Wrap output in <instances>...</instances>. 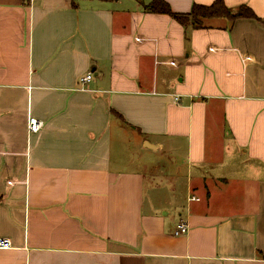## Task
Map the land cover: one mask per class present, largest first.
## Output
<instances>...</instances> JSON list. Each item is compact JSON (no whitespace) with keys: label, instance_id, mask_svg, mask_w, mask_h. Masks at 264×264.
<instances>
[{"label":"crops","instance_id":"obj_1","mask_svg":"<svg viewBox=\"0 0 264 264\" xmlns=\"http://www.w3.org/2000/svg\"><path fill=\"white\" fill-rule=\"evenodd\" d=\"M150 1L0 0V264H264V0Z\"/></svg>","mask_w":264,"mask_h":264},{"label":"trees","instance_id":"obj_2","mask_svg":"<svg viewBox=\"0 0 264 264\" xmlns=\"http://www.w3.org/2000/svg\"><path fill=\"white\" fill-rule=\"evenodd\" d=\"M145 9L152 13L168 14L184 26L192 24L197 28L203 27L206 20L213 18H225L232 25L239 18L260 20L259 16L247 4H241L236 9H232L224 0H215L209 5L194 3L191 11L187 13L173 11L165 0H151L145 4Z\"/></svg>","mask_w":264,"mask_h":264},{"label":"built area","instance_id":"obj_3","mask_svg":"<svg viewBox=\"0 0 264 264\" xmlns=\"http://www.w3.org/2000/svg\"><path fill=\"white\" fill-rule=\"evenodd\" d=\"M35 1V0H33ZM92 78V73H88L81 77L83 83L89 82ZM45 123L43 120L36 117L30 116L28 119V130L30 133H38L44 127ZM189 231V225L186 221L181 220L174 231L176 236H182L187 234ZM12 247V241L7 237H0V249H7Z\"/></svg>","mask_w":264,"mask_h":264},{"label":"rangeland","instance_id":"obj_4","mask_svg":"<svg viewBox=\"0 0 264 264\" xmlns=\"http://www.w3.org/2000/svg\"><path fill=\"white\" fill-rule=\"evenodd\" d=\"M165 168V166L164 165H161V170H157V171H155V172H152L151 174L152 175H157L159 178L157 179V180H159V182L160 181H162V182H164V183H167L168 184V179L165 177V174L164 173H160L161 171H162V169H164ZM183 169V168H182ZM158 174H157V173ZM150 174V175H151ZM149 175V176H150ZM178 176H179V179L180 178H182L183 180H185V175L183 174V173H181V174H178ZM168 177V176H167ZM180 181H181V179H180Z\"/></svg>","mask_w":264,"mask_h":264}]
</instances>
